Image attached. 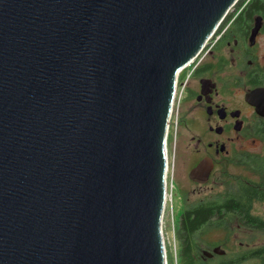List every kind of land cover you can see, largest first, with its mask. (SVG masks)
<instances>
[{"label":"water","instance_id":"water-1","mask_svg":"<svg viewBox=\"0 0 264 264\" xmlns=\"http://www.w3.org/2000/svg\"><path fill=\"white\" fill-rule=\"evenodd\" d=\"M237 2L0 0V264H168L177 79Z\"/></svg>","mask_w":264,"mask_h":264},{"label":"flooded vegetation","instance_id":"flooded-vegetation-1","mask_svg":"<svg viewBox=\"0 0 264 264\" xmlns=\"http://www.w3.org/2000/svg\"><path fill=\"white\" fill-rule=\"evenodd\" d=\"M213 39L192 63L181 120L184 132L196 133L190 176L203 160L213 162L208 181L191 177L209 201L231 183L264 179V0H239Z\"/></svg>","mask_w":264,"mask_h":264},{"label":"trees","instance_id":"trees-1","mask_svg":"<svg viewBox=\"0 0 264 264\" xmlns=\"http://www.w3.org/2000/svg\"><path fill=\"white\" fill-rule=\"evenodd\" d=\"M227 186L232 190L211 201L200 198L188 203L173 231L176 258L168 250V264H264V179L258 186L251 180ZM211 233L225 239L210 241ZM215 246L226 254L207 258L205 249L211 252Z\"/></svg>","mask_w":264,"mask_h":264},{"label":"rangeland","instance_id":"rangeland-1","mask_svg":"<svg viewBox=\"0 0 264 264\" xmlns=\"http://www.w3.org/2000/svg\"><path fill=\"white\" fill-rule=\"evenodd\" d=\"M210 41L208 44L213 43L214 39L211 42ZM204 53L205 52H203V54H201L197 60H200ZM193 66V64L191 66H187L183 71L184 73L181 75V81L178 79L177 92L173 107L174 109L171 116V124L169 123L170 131L167 141L169 173L168 177L166 178V181L168 180V195L163 219V234L166 241V251L168 253V250L171 249L175 258L176 252L173 231L180 221V215L182 214L184 202L200 199L206 192V188L201 187V184H193L190 176V167L192 166V161L190 160L189 152L190 148L193 146L192 136L196 135V133L184 132L185 127L183 124H181L185 96L183 89L187 85V78L192 75ZM224 239L225 235L219 233H211L209 236L210 241H219ZM233 239L234 238L232 237V243L230 246L235 245V239ZM205 250L208 251L207 249Z\"/></svg>","mask_w":264,"mask_h":264},{"label":"bare ground","instance_id":"bare-ground-1","mask_svg":"<svg viewBox=\"0 0 264 264\" xmlns=\"http://www.w3.org/2000/svg\"><path fill=\"white\" fill-rule=\"evenodd\" d=\"M211 39V38H210ZM210 39L206 42V45L208 44V42L210 41ZM199 56V55H198ZM197 56V57H198ZM196 57V58H197ZM195 58V59H196ZM195 59H193L187 66H190L192 63H193V61L195 60ZM187 66H185V68L187 67ZM178 80V79H177ZM178 82V81H177ZM177 91V90H176ZM174 109V108H173ZM172 116V115H171ZM170 121H171V119H170ZM170 124H171V122H169ZM170 124H169V127H168V130L170 131ZM169 134V133H168ZM167 141H168V139H167ZM168 173H169V156H168V151H167V170H166V178L168 177ZM168 181V180H167ZM167 181H166V189H167ZM166 195H168L167 193H166ZM167 202V201H166ZM164 240H165V237H164ZM166 242V241H165ZM166 244V243H165ZM167 252V251H166Z\"/></svg>","mask_w":264,"mask_h":264},{"label":"built area","instance_id":"built-area-1","mask_svg":"<svg viewBox=\"0 0 264 264\" xmlns=\"http://www.w3.org/2000/svg\"><path fill=\"white\" fill-rule=\"evenodd\" d=\"M185 70V68H183L181 71H180V73H182L183 71ZM180 73H179V75H180ZM179 77V76H178ZM190 78V77H189ZM189 78H187V81L189 80ZM178 81V80H177ZM177 85H178V82H177ZM183 91H184V89H183ZM177 92V91H176ZM168 133H169V131H168Z\"/></svg>","mask_w":264,"mask_h":264},{"label":"clouds","instance_id":"clouds-1","mask_svg":"<svg viewBox=\"0 0 264 264\" xmlns=\"http://www.w3.org/2000/svg\"><path fill=\"white\" fill-rule=\"evenodd\" d=\"M236 4H237V3H236ZM236 4H235V5H236Z\"/></svg>","mask_w":264,"mask_h":264}]
</instances>
